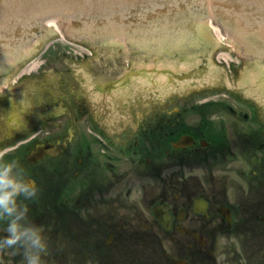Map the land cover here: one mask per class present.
<instances>
[{"label": "flooded vegetation", "instance_id": "af4514ba", "mask_svg": "<svg viewBox=\"0 0 264 264\" xmlns=\"http://www.w3.org/2000/svg\"><path fill=\"white\" fill-rule=\"evenodd\" d=\"M91 71L111 73L113 67L99 62ZM85 106L76 113L93 127ZM129 112L137 114L135 123L121 121L127 126L115 132L96 123L90 135L69 110L67 121L53 124L58 137L31 140L32 147L53 143L56 154L30 160V149L16 158L39 188L27 203L47 241L41 264H264L260 155L245 153V168L234 177L230 167L218 168L233 157L232 140L216 133L212 143L200 122L188 130L179 112L170 121L164 107L138 105ZM154 127L162 128L161 137H152ZM182 134L191 144L173 147ZM181 152H188L195 171L162 170L169 159L184 163ZM5 228L0 220V236ZM0 264H24L22 250L0 248Z\"/></svg>", "mask_w": 264, "mask_h": 264}, {"label": "water", "instance_id": "95a60500", "mask_svg": "<svg viewBox=\"0 0 264 264\" xmlns=\"http://www.w3.org/2000/svg\"><path fill=\"white\" fill-rule=\"evenodd\" d=\"M47 1L54 6L52 10L56 11L57 9H59V7H55L57 6V4H60L56 3L57 0ZM90 1L92 2L93 6H96V8L92 7L88 10L90 11L89 13H94L91 18L85 17L86 19H82L87 25H85L83 22H80V26L72 25L74 27H71L68 25L67 18L71 19L72 15L85 16V14L81 13L80 9H78V11H72L73 9L67 11L64 10L67 14V23L63 21L59 26L56 19L51 16L52 13L47 12L46 15L49 16L48 20H46L45 23L47 25L57 27L58 33L60 32L61 35L71 34L69 38L70 40L92 45L99 57H120L119 59H121L122 61L126 60L127 58H131L130 54L125 53L126 49L130 48L126 46L125 42L132 39L133 33L129 31L127 32L126 30H121L118 34H116L114 31H108L107 33H105L104 31H102V29L109 28L105 27L102 24L101 20L99 22L96 21L98 17H101L104 23L107 22L106 20L108 14L113 12L114 8L124 7V5H114L112 4V1L114 0ZM213 1L214 0H196V4L200 7H203L202 11H196V62L201 60L200 56L205 57L208 68L204 73V81L220 82V87H232L230 82L231 77L213 55V53L227 51V48L225 46L213 41L212 39L207 19L214 17L233 53L243 56L240 69H234L237 78V80L235 81L237 89L235 91L257 99L261 107L260 114L264 115V46L262 47L263 50H261V46H259L260 43H256L257 32L261 36L260 41H263L264 43V28L261 29L259 23H257L256 20L259 19L250 17L252 16L250 13L255 9L245 10L243 5H252L250 2L247 3L246 1H243V4L241 3L240 5V10L235 11L231 7H221L213 3ZM13 2V0L5 1V4L7 5L6 10L9 13H11V9H14L17 5ZM100 2H103L105 4L104 8L106 10L99 9ZM37 4L38 9L35 7L34 3L31 2H23L19 4V6H22L24 10L17 8L15 10L17 17L13 18L12 21L10 20V23H7V26L13 25V27L11 26L10 28L14 29L15 33L7 43L3 44V48L1 49L2 54H0L3 55L2 57L4 58V60H0V67L2 66V68H0V111H3L4 109H7L9 107L10 100H18L21 96H25L27 99H29L31 107L29 112L26 114V126L12 134H7L8 130L4 127V137H10L31 128L32 121L52 116L48 107L49 105H56L57 101L60 98L64 100V104H66L67 108H72L69 95L30 86V80L11 82L9 79L8 73L28 64L30 62L28 60H30V58H32V56L35 54V51L31 49L32 44L28 42L30 41L35 43L38 39L40 40L41 35L31 37V35L33 34L30 33L31 30L34 27L37 28L36 31H38V29L41 27V31L45 28L43 27V24L39 23L38 18L32 19L33 15L39 16L38 12H41L43 9H45L44 6L40 5L39 1H37ZM63 9H65V6H63ZM25 11L27 12V15L22 16L21 13ZM231 15H234V17H230ZM59 17L62 16H57V19ZM25 19L26 21L23 24H19ZM157 19L158 18L151 19L149 22L153 23ZM121 20L122 19H119V21ZM239 21H241V24H239ZM95 22L100 27H97ZM259 22L262 21L260 20ZM94 23L95 25H93ZM48 28L49 33L47 35H44L45 40L53 38V36H56L57 34V32L53 31L50 27ZM129 28L131 29V27ZM189 36L190 38H192L191 35ZM29 37L30 39L28 40ZM198 40H200V43H198ZM120 41L123 43H120L119 47L117 43ZM160 43L161 41L154 42V44ZM190 46H192V43H190ZM186 49L188 50L187 47ZM141 50L143 51L145 49ZM137 51H140V49H137ZM133 59L135 61L134 70H137L143 65H148V55L145 52L135 54ZM66 61L69 74H66L60 70L47 72L46 80L52 83L69 82L74 99H81L82 96L87 95V98L90 101L88 107H90L91 109L92 118L97 119L98 121L103 120L107 122L110 132L112 130H114L115 132L119 129H124V127L127 125L120 126L119 123L116 125H114L115 123H113L117 119L116 110H118V106L124 104V106H127L132 102V100H130L129 97H126V99L129 100H117L115 98L111 99L108 97H106V99L102 97L97 98L96 92H85L84 88L87 89V82L91 81L86 72L85 62H89L88 59L66 57ZM149 64L151 66L153 65L152 62H150ZM82 75L84 77H82ZM202 88H204V85L200 89ZM110 92H113V90ZM156 93H160V91ZM177 98H180V96L176 92H170L168 99H166L165 102L163 101V104ZM150 100L151 98L146 100L142 98V102L140 104L148 106L147 103H149ZM126 102H128L127 105ZM119 111V118L121 120H124L128 114L124 110H121V108L119 109ZM131 116L132 115H130V117ZM0 121L4 126V122L2 120ZM108 122H112V124H109ZM128 122H130L131 124L135 123L134 120L130 119ZM134 126L135 125H133V127ZM48 150L49 149H47V151Z\"/></svg>", "mask_w": 264, "mask_h": 264}, {"label": "rangeland", "instance_id": "374dc122", "mask_svg": "<svg viewBox=\"0 0 264 264\" xmlns=\"http://www.w3.org/2000/svg\"><path fill=\"white\" fill-rule=\"evenodd\" d=\"M207 21L213 41L227 48V51L213 53V55L231 77L230 82L232 87H220V82H205L204 88L200 89V92L167 102L163 104V107L169 112L170 120L174 118L175 113L179 112L181 120L188 125V130L190 128V125H193L196 122H200L202 129L206 127L202 123H206L209 126H216L218 125V122H221V124L226 128L225 133L227 135L225 137H227L229 140H232L229 145L230 149L233 152V157H228L226 163L219 166L218 168L221 170H226L228 169V167H230L233 170V176L235 177V171H238L241 166H244L243 155L250 149L244 146V143L248 144L252 139L260 138L259 140H254L253 142L251 141L253 143L252 147H254V149L253 152L251 151L250 153L257 154L258 156L260 155V159L264 160V145H261V142L264 143V115L260 114L261 107L257 99H251L252 97L235 91L237 89L235 83L237 78L234 69H240L243 56L233 53L214 17L207 19ZM70 36L71 34L62 35V38L58 42H55L54 45H51L43 55L36 56V58H40V61H43V63L38 67L37 72H24L25 68H28V66L31 67L30 65L26 64L8 73L10 81L13 82L30 80V86L69 95L72 108L80 109L81 107H83L84 103L81 101V99H74L69 82L52 83L46 80L47 72L60 70L66 74H69L66 57L87 59V57H75L74 55L65 53V50L70 49L69 46L74 47L75 51L78 52L77 48H75V46L71 45L67 41L74 42L75 44L80 46L89 45L86 43L70 40ZM89 46L92 47V45ZM87 63L89 62H85L86 65ZM229 91L231 93H229ZM237 96H239L240 98L238 99ZM219 101H226V103H230V105L241 112L253 111V105L258 106L259 109L257 113H254L256 117L255 119L248 117L247 120H236L233 115L227 113V109L225 110V107L223 105L218 104ZM212 102H214L215 105L212 104ZM204 107H208V111H206L205 114L203 113L202 115ZM67 118V115H52L32 121L31 128L10 137L3 136L4 126L0 121V153L3 150L18 146L16 149L8 151L9 155L14 156V158H18V156H21L23 153L25 154L32 147L31 140L36 141L58 137L57 131L53 128V124L55 122H65L67 121ZM231 125L232 128L235 129V133L233 134L232 132L234 131L230 132ZM84 128L85 127H81L79 130ZM90 129L92 130V128ZM258 131L262 132L261 137H259ZM237 132H241L242 134L236 135ZM152 136H155L154 131L152 133ZM234 136L238 139H235ZM117 137L119 138L118 135ZM187 153L188 152L178 153L181 155L182 159L184 158V163L178 165L174 159H169L168 167H162V170L184 169L186 171H195L196 163L193 161V159H187ZM177 157L178 155H174L172 158ZM124 162H126L127 165V161L124 160ZM125 166L123 167L120 165L122 169H124ZM135 180L136 182H138L142 179L135 178Z\"/></svg>", "mask_w": 264, "mask_h": 264}, {"label": "clouds", "instance_id": "9594fccd", "mask_svg": "<svg viewBox=\"0 0 264 264\" xmlns=\"http://www.w3.org/2000/svg\"><path fill=\"white\" fill-rule=\"evenodd\" d=\"M29 99L21 96L10 100L9 107L0 111L7 134L25 127ZM39 188L26 168L16 159L0 158V220L6 221V234L0 236V248L22 250L24 264H41V253L47 241L40 227L29 216L28 201L38 198Z\"/></svg>", "mask_w": 264, "mask_h": 264}, {"label": "bare ground", "instance_id": "6f19581e", "mask_svg": "<svg viewBox=\"0 0 264 264\" xmlns=\"http://www.w3.org/2000/svg\"><path fill=\"white\" fill-rule=\"evenodd\" d=\"M211 24V23H210ZM212 25V24H211ZM215 25V24H214ZM214 27V26H213Z\"/></svg>", "mask_w": 264, "mask_h": 264}]
</instances>
